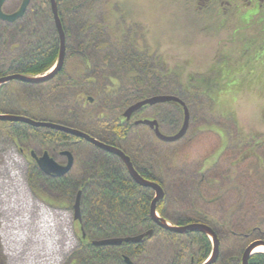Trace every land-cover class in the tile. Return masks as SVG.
<instances>
[{"label": "trees", "instance_id": "trees-1", "mask_svg": "<svg viewBox=\"0 0 264 264\" xmlns=\"http://www.w3.org/2000/svg\"><path fill=\"white\" fill-rule=\"evenodd\" d=\"M56 1L65 33V59L70 55L80 58L84 74L79 72L78 78H66L60 82L62 76H65L63 64L60 72L44 83L28 84L16 80L14 83L8 82L0 87V93L6 85L15 83L42 89L35 94H30L29 91L25 93L24 102L20 104L11 103L7 97L0 98V113L20 114L73 127L120 148L129 156L142 177L156 181L162 187L164 196L156 204V212L160 217L175 225L191 222L207 224L219 241L218 257L211 264H241V253L247 244L254 239H264V220L261 221V226L256 223L239 225L240 215L237 216L236 211L241 210L239 206L242 202L236 203V208L232 206L224 210L221 215H213L211 211L207 213L202 206L206 201L202 196V187L217 190L207 200L208 204L215 202L222 195L220 189H227L231 185L229 169L220 170L215 166L216 163L212 167H205V162L199 165L183 164L179 169L173 168L171 162H154L157 161L158 153L147 148L150 142L143 135L144 130L153 135L152 131L145 125L134 124L140 118L138 112L146 106L135 112L130 120H125L122 116L127 106L148 96H178L182 85L171 88L167 78L172 75L164 69L163 63L153 57L147 60L145 52L133 51L129 40L120 42L119 39V43L112 47L113 44L108 41L110 35H106L110 28L92 23L86 14L98 0ZM0 47L3 48L0 53V77L12 73L36 76L49 70L57 61L59 39L48 0H30L24 15L12 23L0 20ZM111 59H116L117 62L110 64ZM116 69L123 72L126 70L125 73L131 74L128 79L131 83L116 86L113 82L116 79ZM57 79L59 82H54L50 88V83ZM99 79H105L109 88L107 85L97 86ZM50 89H62L65 101L69 102L67 113L61 118H55V121L45 119L44 115L30 114V107L26 102L31 97L41 104L44 95L52 92ZM67 89L73 91L70 98L65 94ZM180 93L189 112H192L196 102H200L196 98L199 95L197 88L183 87ZM82 94H95L101 100L96 115L91 114L89 109L93 99L90 101V96L83 98ZM168 104L179 111L181 121L180 105L173 102ZM50 108L55 112L52 105ZM78 113L89 117L86 126L79 124ZM0 123H9L12 128L16 126L38 133L37 137L48 152L65 147L67 143L72 145L73 142H84L89 146L88 154L64 176H45L32 164L27 176V184L32 193L42 198L48 197L58 206L72 209L77 192H81L79 226L84 237L80 233L79 246L70 255L67 264H125L124 257L134 264H141L147 243L156 235H162L172 243L171 257L161 264H201L210 254L212 245L205 234H178L163 230L151 221L149 206L154 196L153 191L133 182L116 156L57 130L32 128L23 123ZM15 135L22 139L27 137L24 132L15 131ZM161 165H164L166 173L171 171L170 174L165 176ZM213 167L214 176H209L208 172ZM182 203H186V207H175ZM149 229L153 230L152 236L144 238L140 243L125 242L119 246L91 244L92 240L134 236ZM248 264H264V253H253Z\"/></svg>", "mask_w": 264, "mask_h": 264}, {"label": "rangeland", "instance_id": "rangeland-1", "mask_svg": "<svg viewBox=\"0 0 264 264\" xmlns=\"http://www.w3.org/2000/svg\"><path fill=\"white\" fill-rule=\"evenodd\" d=\"M20 2L6 0L2 9L5 13L14 12ZM86 14L92 23L110 28L106 35H110L108 41L112 47L119 39L120 42L127 39L133 51L145 52L147 60L153 57L161 61L172 75L167 78L171 88L182 85V88L198 90L196 98L200 102H196L193 111L189 112V127L183 138L173 143H161L150 131H143L150 142L147 148L158 153L154 162H171L173 168L179 169L183 164L205 162V167H212L216 163L220 170L229 169L231 185L220 189L222 195L215 202L208 204L207 200L217 190L202 187V196L206 199L202 204L204 211L221 215L224 210L242 202L241 210L236 211L237 216L240 215L239 225H260L264 220V0H98ZM2 49L0 47V53ZM114 62L117 60H110V64ZM64 69L65 76L60 82L78 78L79 72L84 74V66L76 55L67 56ZM125 71L115 70L113 82L116 86L131 83L128 79L132 75ZM54 82L59 79L53 80L50 88ZM107 83L105 79H99L96 85ZM41 89L8 84L0 98L7 97L11 103L20 104L24 102L25 93L35 94ZM72 93L70 89L65 92L69 98ZM179 93L177 95L183 97ZM82 96L92 97L89 109L96 115L101 100L95 94ZM65 99L63 90L58 89L45 94L41 104L31 97L26 102L30 114L44 115L45 119L55 121L67 113L69 102ZM78 114L79 124L86 126L89 117ZM138 116L156 119L164 134H173L182 122L179 111L168 103L146 106ZM15 131L24 132L27 137L18 138ZM37 134L30 129L0 123V177L10 174L6 162H11L19 182L29 192V152L41 154L46 150ZM64 149L72 152L74 168L88 154L89 146L84 142H73L66 148L49 150V153L58 163H63L64 156L59 155V150ZM161 166L165 176L170 174L171 171L166 173L164 165ZM214 167L208 172L209 176H214ZM31 194L35 201L66 216V227L71 236L62 240L64 248L54 257L56 264H67L79 246L81 233L78 221L73 220V210L55 205L56 202L48 197ZM183 206L186 207V203L175 207ZM4 222L0 204V264H9L1 236ZM171 255V241L156 235L147 243L141 264H161Z\"/></svg>", "mask_w": 264, "mask_h": 264}, {"label": "water", "instance_id": "water-1", "mask_svg": "<svg viewBox=\"0 0 264 264\" xmlns=\"http://www.w3.org/2000/svg\"><path fill=\"white\" fill-rule=\"evenodd\" d=\"M5 2L6 0H0V20L8 23H12L24 15L30 0H21L18 8L11 13H5L3 11L2 6ZM48 2H49V8H50L53 24L59 39V52L56 63L52 66L53 68L51 67L52 68L51 70L49 69L50 71L42 75L29 76L21 73H12L1 76L0 87L12 80H16L28 84L44 83L54 78V76L62 69L65 60V50H66L65 33L62 27L61 20L59 18L57 1L48 0ZM89 100L92 101V98L89 97ZM170 102L177 103L178 105H180L182 109V122L179 128L177 129V131L174 132L173 134L162 133L159 129V123L156 119H149V118L137 119L134 121V124L147 126L152 131L155 138H157L158 140L164 143H173L183 138L189 127V110L186 107L184 101L178 96L171 94H156V95L148 96L127 106L123 110L122 116L125 118V120H129L135 112H137L144 106H152L156 104L170 103ZM0 121L11 122V123H23L34 128H47V129L64 132L75 138L84 140L90 143L91 145L116 156L124 165L125 170L127 171L129 177L133 180V182H135L137 185L141 187L150 188L153 191L154 196L149 206V218L151 219V221L157 227L163 230H167L178 234H185L187 232H200L202 234H205L211 242L212 250L208 255V257L206 258V260L201 264H211L217 259L219 254V241L213 229L207 224L200 222H191L184 225H175V224H171L165 218L160 217L156 212V204L164 196V191L162 187L156 181L142 177L134 168L129 156H127L120 148L106 144L79 129L51 121L33 119L25 115L0 113ZM29 153L31 158L34 159L38 169L44 175L47 176H51V177L64 176L70 171L73 165V156L71 152L68 150H63L59 153L60 155L66 157L65 164L58 163L52 156H50V154L46 150H44L40 155H37L33 150H31ZM80 195L81 192L78 191L72 206L73 220H76L78 222H80ZM80 231L82 233L81 236L84 237L81 227H80ZM152 234H153V230L149 229L141 234H137L134 236L112 237V238H102V239L92 240L91 244L94 246H119L125 242L140 243L144 240V238L146 239L150 238ZM258 246H264V239H254L247 244V246L244 248V250L241 253V257H240L241 264H248L249 257L253 253H255L254 250ZM123 260L125 264H134L127 257H124Z\"/></svg>", "mask_w": 264, "mask_h": 264}, {"label": "bare ground", "instance_id": "bare-ground-1", "mask_svg": "<svg viewBox=\"0 0 264 264\" xmlns=\"http://www.w3.org/2000/svg\"><path fill=\"white\" fill-rule=\"evenodd\" d=\"M6 163L10 174L0 177V204L5 220L1 236L9 264H56L54 256L64 248L62 240L71 236L66 216L35 201L31 192L19 182L12 163ZM254 251L264 253V246Z\"/></svg>", "mask_w": 264, "mask_h": 264}, {"label": "flooded vegetation", "instance_id": "flooded-vegetation-1", "mask_svg": "<svg viewBox=\"0 0 264 264\" xmlns=\"http://www.w3.org/2000/svg\"><path fill=\"white\" fill-rule=\"evenodd\" d=\"M71 144L70 143H67L66 144V146H65V148L67 147V146H70ZM20 152H22L23 153V149L22 148H19L18 149ZM64 150H67V149H64ZM69 151V150H68ZM43 152V151H42ZM60 152V151H59ZM71 152V151H70ZM72 153V152H71ZM37 154V153H36ZM50 154V153H49ZM37 155H40V154H37ZM60 155V154H59ZM29 156H30V153H29ZM63 156V155H62ZM72 156H73V154H72ZM65 162H66V157L64 156V162L63 163H60V164H65ZM73 162H74V156H73ZM29 164H32L33 166H35V167H37V165H36V163H35V161H34V159H32L31 158V156H30V160H29V162H28ZM37 169H38V167H37ZM39 170V169H38ZM45 176H47V175H45ZM48 177H51V176H48Z\"/></svg>", "mask_w": 264, "mask_h": 264}]
</instances>
